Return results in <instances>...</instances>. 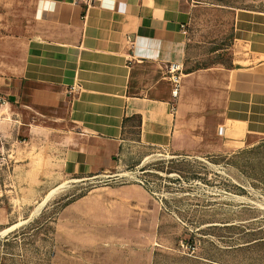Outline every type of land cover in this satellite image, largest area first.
I'll use <instances>...</instances> for the list:
<instances>
[{
  "label": "crops",
  "instance_id": "0c3cea01",
  "mask_svg": "<svg viewBox=\"0 0 264 264\" xmlns=\"http://www.w3.org/2000/svg\"><path fill=\"white\" fill-rule=\"evenodd\" d=\"M190 12L188 0H0V95L40 121L27 124L34 189L115 180L128 142L196 157L264 139L263 15L237 17L232 66L185 73ZM171 63L184 67L177 99Z\"/></svg>",
  "mask_w": 264,
  "mask_h": 264
},
{
  "label": "rangeland",
  "instance_id": "374dc122",
  "mask_svg": "<svg viewBox=\"0 0 264 264\" xmlns=\"http://www.w3.org/2000/svg\"><path fill=\"white\" fill-rule=\"evenodd\" d=\"M188 2L185 73L229 68L237 17H264V0ZM4 59L0 48V69ZM2 96L0 264H264V139L196 157L128 142L115 180L69 177L38 190L27 124L40 121ZM82 196L90 201L67 210Z\"/></svg>",
  "mask_w": 264,
  "mask_h": 264
},
{
  "label": "built area",
  "instance_id": "2783aa9c",
  "mask_svg": "<svg viewBox=\"0 0 264 264\" xmlns=\"http://www.w3.org/2000/svg\"><path fill=\"white\" fill-rule=\"evenodd\" d=\"M167 75L172 82L173 90H172V97L177 99L180 94L182 79L184 76V67L178 63H171L167 68ZM172 110L174 111L175 108L173 107Z\"/></svg>",
  "mask_w": 264,
  "mask_h": 264
},
{
  "label": "trees",
  "instance_id": "16d2710c",
  "mask_svg": "<svg viewBox=\"0 0 264 264\" xmlns=\"http://www.w3.org/2000/svg\"><path fill=\"white\" fill-rule=\"evenodd\" d=\"M82 197H83V196H82ZM70 203H72V202H69L68 204H70ZM68 204H66V206H67Z\"/></svg>",
  "mask_w": 264,
  "mask_h": 264
}]
</instances>
